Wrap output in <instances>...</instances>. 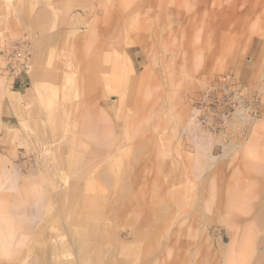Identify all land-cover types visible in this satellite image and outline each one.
<instances>
[{
	"label": "rangeland",
	"instance_id": "obj_1",
	"mask_svg": "<svg viewBox=\"0 0 264 264\" xmlns=\"http://www.w3.org/2000/svg\"><path fill=\"white\" fill-rule=\"evenodd\" d=\"M8 46L0 264H74L71 227L122 264H264V0H0Z\"/></svg>",
	"mask_w": 264,
	"mask_h": 264
},
{
	"label": "bare ground",
	"instance_id": "obj_2",
	"mask_svg": "<svg viewBox=\"0 0 264 264\" xmlns=\"http://www.w3.org/2000/svg\"><path fill=\"white\" fill-rule=\"evenodd\" d=\"M97 120L91 121V126H89V132L94 136L95 133L98 134V127L100 128V126L98 125V123H100L101 119L99 117H97ZM200 139V138H199ZM197 141V140H195ZM199 141V140H198ZM200 142V141H199ZM201 143V142H200ZM199 144V143H198ZM202 144V143H201ZM98 146V145H97ZM100 148H104L106 146L105 142L100 145ZM202 145H201V150H202ZM199 148V147H198ZM198 152V151H196ZM63 155V153H62ZM104 156V155H103ZM86 159V158H85ZM46 160V159H45ZM63 162V160H61ZM81 162V161H79ZM118 162V161H116ZM201 162V161H200ZM83 163V162H82ZM81 163V164H82ZM199 163V161H198ZM63 164V163H61ZM116 164V163H115ZM201 164V163H200ZM200 164H198L200 166ZM60 166V165H59ZM94 166V165H93ZM114 165H110V167L113 168ZM197 166V165H196ZM198 166V167H199ZM203 166V165H201ZM200 166V167H201ZM61 167V166H60ZM78 167V166H77ZM109 167V169L111 171V168ZM196 167V168H198ZM119 168V167H118ZM78 169V168H77ZM120 170V168H119ZM115 171V170H114ZM118 172V171H117ZM198 172V171H195ZM200 172V171H199ZM201 174V173H200ZM125 175H117L114 177V182H118V181H122L123 182V191L126 192V190H129V185H130V181L129 178L124 177ZM111 177V176H110ZM104 179H109V172H106L104 175ZM124 194V192H123ZM45 197H38V198H34L32 197L31 199H29L28 201H26L24 204H16L14 206V209H16L17 211H25L26 214L28 215L25 220L29 221L30 223L35 221V218L38 216H40L41 214H44V203L45 200H43ZM51 201V200H50ZM258 207H261L260 204L257 205ZM51 211V210H50ZM150 211V210H149ZM52 212V211H51ZM153 212V211H152ZM46 213V212H45ZM242 217V216H241ZM241 222V221H240ZM239 222L236 221V219H230L229 221V227H234L238 224ZM108 224V223H107ZM43 225V224H42ZM65 226V225H64ZM143 226V225H142ZM242 228V227H241ZM94 229L99 230V227L97 225H94ZM101 229V228H100ZM38 230V229H37ZM68 233L66 235L68 238V241L70 242V244L72 245V251L70 253V255H72L73 257H75V262L74 264H122V260H124V262L126 261V258H128V252L126 250V248L119 250L118 255L116 254V252H113V250L109 249H101L102 245H100V249L96 251L95 254L91 253V244H93L94 239L91 237H89V235H87V232H83V231H77L75 230V228L73 229L72 227L69 228V231H67ZM261 234V233H260ZM263 234V232H262ZM225 236V235H224ZM103 237V236H102ZM101 238V235H100ZM225 238V237H224ZM225 241V240H224ZM101 242H103L101 240ZM172 243V242H171ZM227 244V243H226ZM263 246V245H262ZM261 246V247H262ZM62 247H60L59 249L54 250L52 253H55V256L57 257L56 260H63L64 258L62 257V255L64 254V251L62 250V253H60V249ZM264 251V250H263ZM24 253V252H23ZM33 264H36L35 260L33 262ZM124 264V263H123Z\"/></svg>",
	"mask_w": 264,
	"mask_h": 264
},
{
	"label": "built area",
	"instance_id": "obj_3",
	"mask_svg": "<svg viewBox=\"0 0 264 264\" xmlns=\"http://www.w3.org/2000/svg\"><path fill=\"white\" fill-rule=\"evenodd\" d=\"M25 46H8L0 51V62L3 65V70L9 72L13 77L20 76L22 73H27L28 54Z\"/></svg>",
	"mask_w": 264,
	"mask_h": 264
},
{
	"label": "crops",
	"instance_id": "obj_4",
	"mask_svg": "<svg viewBox=\"0 0 264 264\" xmlns=\"http://www.w3.org/2000/svg\"><path fill=\"white\" fill-rule=\"evenodd\" d=\"M250 162H252V161H248V164L250 163ZM245 164V163H244ZM246 164H247V162H246ZM252 165H251V168L252 169H254V170H256V171H259V172H262V173H264V166H256L255 164H254V162H252L251 163ZM264 164V163H263ZM258 180V179H257ZM256 180V181H257ZM261 180V179H260ZM231 182H233V181H231ZM236 183V182H235ZM253 183H254V181H252V183L251 182H249V183H247L246 185H245V188H246V190L247 191H249V190H251V192H252V190H253ZM263 183V184H262ZM232 185V186H231ZM230 186V188H237V186H238V182L234 185L233 183L231 184ZM261 187V191H262V195H261V197L260 198H258V196L257 197H254V196H248V197H246L247 199L250 197V199L251 200H264V179H262V182H261V186L259 185V188ZM250 192V193H251ZM246 194H248V193H246Z\"/></svg>",
	"mask_w": 264,
	"mask_h": 264
}]
</instances>
